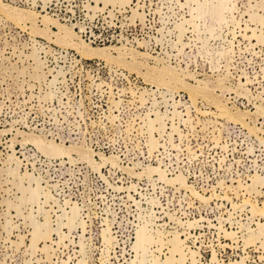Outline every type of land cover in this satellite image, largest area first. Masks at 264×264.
<instances>
[{
    "label": "rangeland",
    "instance_id": "374dc122",
    "mask_svg": "<svg viewBox=\"0 0 264 264\" xmlns=\"http://www.w3.org/2000/svg\"><path fill=\"white\" fill-rule=\"evenodd\" d=\"M0 264H264V0H0Z\"/></svg>",
    "mask_w": 264,
    "mask_h": 264
},
{
    "label": "bare ground",
    "instance_id": "6f19581e",
    "mask_svg": "<svg viewBox=\"0 0 264 264\" xmlns=\"http://www.w3.org/2000/svg\"><path fill=\"white\" fill-rule=\"evenodd\" d=\"M144 241H148V238H147V240H145V237H143V235L142 236H140L139 237V246H141V245H144Z\"/></svg>",
    "mask_w": 264,
    "mask_h": 264
}]
</instances>
